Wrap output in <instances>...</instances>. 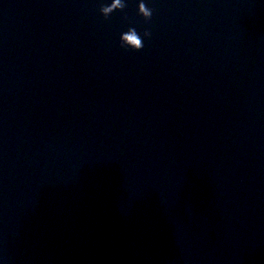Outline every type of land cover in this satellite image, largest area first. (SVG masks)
Listing matches in <instances>:
<instances>
[{
  "label": "clouds",
  "instance_id": "obj_1",
  "mask_svg": "<svg viewBox=\"0 0 264 264\" xmlns=\"http://www.w3.org/2000/svg\"><path fill=\"white\" fill-rule=\"evenodd\" d=\"M125 0H106L105 3H102L99 8V13L103 17L107 18L110 13H112L114 10H120L125 7ZM137 12L139 15H141L145 20H148L152 16V9L150 7H146V4L144 0H139V3L137 4ZM131 31L134 33L138 39L132 41L131 44L127 43L125 40V33ZM150 36V33L148 31H144L141 35L138 33L135 29L129 28L126 32H122L119 36V40L122 47L129 48L134 51H139L143 47V40L148 38Z\"/></svg>",
  "mask_w": 264,
  "mask_h": 264
}]
</instances>
